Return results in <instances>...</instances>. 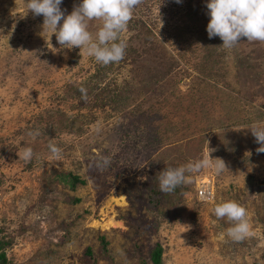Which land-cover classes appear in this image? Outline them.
<instances>
[{"label":"rangeland","instance_id":"obj_1","mask_svg":"<svg viewBox=\"0 0 264 264\" xmlns=\"http://www.w3.org/2000/svg\"><path fill=\"white\" fill-rule=\"evenodd\" d=\"M81 2L60 7L68 15ZM207 2L142 0L120 34L123 59L95 78L100 63L62 48L24 0H0V237L12 241L8 264H80L84 248L97 254L99 237L109 260L98 264H149L156 243L161 264H264V153L248 130L264 124V42L220 47L218 36L208 38ZM100 24L90 21L88 30ZM95 86L112 91L94 100ZM207 142L227 170L186 173L183 209L156 234L128 226L137 216L161 217L135 210L125 190L201 159ZM25 147L34 154L28 162L17 156ZM64 172L84 185L63 188L55 177ZM204 177L213 193L202 202ZM227 201L246 209L250 234L241 241L212 211Z\"/></svg>","mask_w":264,"mask_h":264},{"label":"clouds","instance_id":"obj_2","mask_svg":"<svg viewBox=\"0 0 264 264\" xmlns=\"http://www.w3.org/2000/svg\"><path fill=\"white\" fill-rule=\"evenodd\" d=\"M175 2L180 3L181 0ZM24 3L27 11L34 16H43V32L47 30L51 36L55 35L62 48H79L80 53L107 66L123 59L126 43L120 40V34L126 31L134 9L142 0H82L73 6L68 15L60 7L62 0H24ZM206 8L210 18L206 28L208 38L218 36L223 42L220 47L232 49L240 43L241 38L264 42V0H208ZM93 20L101 22L95 34L88 30L89 22ZM80 92L81 98L87 100L86 89L81 88ZM248 130L260 145L256 149L257 154L264 153V124L253 123ZM28 135L35 139L39 132L30 131ZM49 148L53 157L58 158L60 150L51 144ZM213 151L215 149L210 148L207 142V154L201 159L179 167H166L157 173L160 191L172 193L186 182V173L209 169L220 174L227 170L221 158H211ZM33 155L30 147L22 148L17 153L18 158L26 162ZM212 211L217 219L226 218L231 224L226 233L234 241H241L250 234L246 209L237 202L216 204Z\"/></svg>","mask_w":264,"mask_h":264},{"label":"trees","instance_id":"obj_3","mask_svg":"<svg viewBox=\"0 0 264 264\" xmlns=\"http://www.w3.org/2000/svg\"><path fill=\"white\" fill-rule=\"evenodd\" d=\"M106 68L108 69L109 66L100 64V66L97 67L95 78L100 76L98 74L103 73ZM165 70L166 73L169 72L170 65H168ZM111 91L112 90H109V88L105 86L103 88L99 86L97 88L95 86V89L89 90L94 100L107 98ZM79 102H83L82 98H79ZM156 175L157 174H154L147 178L145 187L142 190L135 189L134 187L125 190L126 199L131 207L137 211L145 209L147 212L161 217L157 218L156 216L151 215L150 220H147L142 216H137L133 219L134 223L127 221V225L130 227L133 226L137 231L148 232L151 234H156L161 220H173L182 211V196L185 192L183 185H180L170 194L162 193L159 189V181L156 179ZM55 180H58L62 187L69 191H74L77 187L84 185V181L80 179V177L67 172L60 173L55 177ZM63 202L74 205L78 202V199L64 197ZM20 231L24 230L21 228ZM9 238L10 237H0V264H8L4 250L10 247L12 241ZM98 241L99 247L97 254L95 255L92 253L89 247L84 248L78 259L80 264H98L100 260H109L107 242L103 237H99ZM162 253V248L156 243L148 252L149 264H161ZM137 264H146V262L142 259H138Z\"/></svg>","mask_w":264,"mask_h":264},{"label":"built area","instance_id":"obj_4","mask_svg":"<svg viewBox=\"0 0 264 264\" xmlns=\"http://www.w3.org/2000/svg\"><path fill=\"white\" fill-rule=\"evenodd\" d=\"M213 184L210 178L204 177L200 180V182L197 184V190L196 195L197 199L204 201H209L210 197L213 193Z\"/></svg>","mask_w":264,"mask_h":264}]
</instances>
